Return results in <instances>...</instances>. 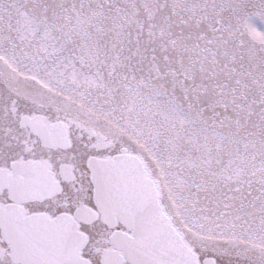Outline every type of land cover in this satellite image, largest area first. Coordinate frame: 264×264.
Returning a JSON list of instances; mask_svg holds the SVG:
<instances>
[{
    "label": "snow or ice",
    "instance_id": "1",
    "mask_svg": "<svg viewBox=\"0 0 264 264\" xmlns=\"http://www.w3.org/2000/svg\"><path fill=\"white\" fill-rule=\"evenodd\" d=\"M0 264H264V0H0Z\"/></svg>",
    "mask_w": 264,
    "mask_h": 264
}]
</instances>
